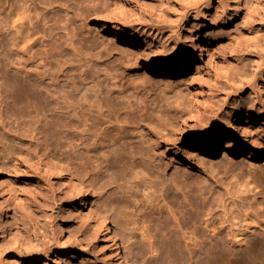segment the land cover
<instances>
[{"label": "rangeland", "instance_id": "rangeland-1", "mask_svg": "<svg viewBox=\"0 0 264 264\" xmlns=\"http://www.w3.org/2000/svg\"><path fill=\"white\" fill-rule=\"evenodd\" d=\"M0 4L31 9L28 17L20 21V34L29 32L37 40L34 55L22 57L20 63L25 68L9 65L5 78L15 73L23 78L26 70L33 81L40 83L50 80L44 74L50 72L65 78L67 91L74 85L84 88L88 100L95 99L96 94L101 101L112 98L141 108L140 119L144 118L145 124L157 130L159 122L162 127L158 131L161 156L154 159L155 184L145 186L140 167L122 168L116 181L112 174L115 168L101 175L92 168L89 175L76 177L93 187L87 202L73 212L66 193L69 174L60 180L46 175L41 143L31 135L35 127L47 134L49 127L56 124L59 106L43 93L39 123L32 121L14 128L10 119L2 117L0 154L8 157L0 167V207L7 209L8 223L0 214V264H24L28 258L39 260L33 264H42L47 258L50 262L54 252L62 254L60 264H94L95 257L102 259L98 254L100 245H92L97 243V237L86 231L85 222L86 216L93 220L97 211L106 210L99 193L102 185L107 186L105 205H116L112 201L123 196L107 215L122 255L130 258L129 264H190L193 242L183 240L181 232L174 229V221L167 214L169 208L178 218L185 213L197 218L200 238L195 242L212 240L208 246L209 264H264V190L256 199L249 198L251 204H260L253 207L262 214L258 225H249L236 207L239 200L250 196L246 188L236 186L237 181L248 176L264 180V148L250 165L242 155L233 161L225 160L220 151L212 160L198 154L187 158L181 141L183 134L196 137L220 127V122L239 104L253 105L261 115L258 121H264V0H128L121 10L123 19L111 12L109 5L104 8L100 0H0ZM108 15L119 17V21L106 22ZM121 20L130 24L129 34L145 32L154 43L161 42L163 47L157 53L169 61L174 60L177 53L173 44L184 38L185 29L196 28L199 39L205 36L200 44L206 42L200 58L197 53L202 67L198 80H180L181 74L165 79L164 75L145 70L144 58H126L124 51L130 48L115 42L109 33L112 26H120ZM184 21V29L180 30ZM231 62L232 67L236 66L232 72ZM198 85L207 95L200 119L192 120L189 114L181 117L191 89ZM236 88L242 93H234ZM75 100L80 102V97ZM237 136L242 139L240 129ZM63 147L60 152L53 149L55 161L63 168L74 166L70 164L74 154H67ZM161 186L167 190L160 192ZM157 200L164 210L158 209ZM123 204L130 208L127 216L134 213L139 224L151 223L158 228L154 233L160 250L155 256L144 254L145 239L138 229L133 234V244L124 241L126 234L119 225L118 208ZM68 229L77 240L70 237ZM233 231L239 234L235 237Z\"/></svg>", "mask_w": 264, "mask_h": 264}, {"label": "bare ground", "instance_id": "bare-ground-1", "mask_svg": "<svg viewBox=\"0 0 264 264\" xmlns=\"http://www.w3.org/2000/svg\"><path fill=\"white\" fill-rule=\"evenodd\" d=\"M100 1L105 3L104 8L109 5V7H112L110 11L120 16L121 10H123L128 0ZM52 3L48 2L47 4L53 5ZM28 9L27 6L15 8L13 4L6 6L0 4V120L6 116L7 119H10V125L14 128L21 125L25 126L32 121L39 123L44 102L43 93L53 100L55 106H59L57 109L59 110L58 114L54 117L56 119L54 123L56 124L49 127L47 134L43 129L35 127L31 131V135L32 138L41 143L46 175L48 177L55 176L60 180L65 173L69 174L70 180L66 184V193L68 196L67 202L70 203L73 212L83 207L88 200V192L92 189L91 183L84 184L83 181H77L76 177L89 175L92 168L93 170L97 169L99 175L115 168L112 174L113 179L116 181L119 176L121 177L122 168L140 167L145 186L155 184L157 164L154 163V159L159 155L161 156V153L158 152L160 148L159 139L161 138L158 131L162 127L159 122L156 124L157 130L149 123L145 124V119H140L141 108H132L130 104L123 105L112 98H105L104 101H101L96 97V94L95 99L88 100L86 93L83 92L84 88L71 85L70 90L67 91L65 78L55 77L50 72L44 73L50 80L40 83L33 81L26 70H24L25 76L23 78L17 76L18 73L5 78L4 74L7 66L15 63L24 69L25 67L21 66L20 63L22 57L24 55L30 57L34 55L33 51L37 40L32 39L29 32L25 35L20 34V30L23 28L20 21L28 17V11L31 10ZM118 19L119 17L108 15L105 21L111 23L112 21H119ZM184 24L185 21L180 24V30L184 29ZM129 25L121 20L120 26L114 25L109 31L115 42L121 41L127 48H130V50L124 51L126 58L130 57L135 61L144 58V69L153 74L164 75L165 79L181 74L180 80L185 77H190V82L198 80L202 67L199 65L197 53L199 52L200 58L206 42L200 44L201 39L205 36L199 39L196 28L185 29L184 38L173 44L172 48L177 54L174 60L169 61L157 53L163 47L161 42L154 43L151 35L145 32L135 31L134 34H129L127 32ZM150 25L156 24L150 22ZM2 30H5L4 34H2ZM102 41L101 39L100 42ZM96 44L99 45L98 42ZM131 48L136 50L132 51ZM230 65L229 71L232 72L236 66L232 67L233 62ZM233 91L234 93H242L240 88L233 89ZM77 96L80 97V102H76L75 98ZM206 100L207 95L202 87L199 85L193 87L188 103L181 111L180 116L184 117L189 114L192 120H199L202 115L201 110L207 103ZM260 116L253 105L239 104L220 122V127L212 128L207 134L196 137H193L192 134H183L181 141L186 146L183 151L186 153L187 158L195 157L198 154L200 158L205 160H212L217 151L222 153L223 159L229 161H233L242 155L243 159L248 160L252 165L264 148V121H258ZM239 129L241 130L242 139L237 136ZM54 140H56V145L53 147L52 142ZM63 145L66 148L63 151H66L67 154L71 152L74 154L72 159L70 158V164H74L72 167L63 168L54 159L53 149L60 152ZM92 152H96V154L92 155ZM12 155L14 156V154ZM5 156L7 155L0 154V167L5 165ZM119 167L120 169H117ZM236 186L238 188L243 186L250 195L239 200L236 204L241 217H244L245 221L249 220V225H258L262 214L256 212L253 207L260 204L257 201L251 204L249 198L256 199L260 195L264 190V180L256 177L252 179L248 176L244 181H237ZM165 190L167 188L161 186L160 192ZM106 192V185L99 187L100 198L106 210L97 211L93 220L90 215L85 218L86 231L97 237V243L92 245H94V248H98L100 245L98 254L102 255V259L95 257L94 264H129L130 258L127 255H122L118 239L109 227V217L107 215V211L118 206L117 203L123 199V196L120 195L112 201L117 202V206L111 202L105 205L103 197ZM117 193L121 192L118 191ZM160 196L162 197L161 201L164 202L165 198L162 194ZM79 199L82 200L79 201ZM157 201L158 209L160 211L164 210V206L159 203L160 200ZM118 208L121 209V212H119V218H121L119 225L126 234L124 241L133 244L134 241L131 240L138 229L142 239H145L144 245H142L144 254L155 256V253L157 254L160 250V245L156 243L158 240L156 241V234L154 233L158 228L151 223L146 224L144 222L140 225L134 213L127 216L129 206L123 204ZM174 211L170 208L167 211L168 217L174 221V229L176 228L181 232L183 240L193 242V248L189 252L190 264H209L208 246L212 245V240L205 239L201 243H196L195 241L200 238V232L196 228L197 218H192V216L190 217L191 214L188 216L186 213L181 214V218H178ZM188 211L190 212V210L186 211L187 214H189ZM0 214L1 219L8 223V214L5 207H0ZM178 230L174 231L178 232ZM68 233L71 238L77 240L71 230L68 229ZM238 234V231L232 232L235 237ZM175 239L177 240V235ZM62 257V254L54 252L50 262H47L50 259L47 258L41 263L60 264ZM105 259L107 260L106 263H104ZM33 263H39V260L33 258L24 260V264Z\"/></svg>", "mask_w": 264, "mask_h": 264}]
</instances>
